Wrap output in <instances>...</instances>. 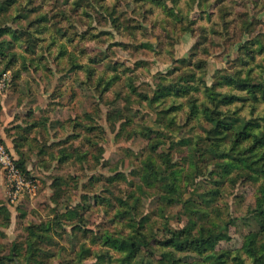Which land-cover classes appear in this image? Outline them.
I'll use <instances>...</instances> for the list:
<instances>
[{
	"label": "rangeland",
	"instance_id": "1",
	"mask_svg": "<svg viewBox=\"0 0 264 264\" xmlns=\"http://www.w3.org/2000/svg\"><path fill=\"white\" fill-rule=\"evenodd\" d=\"M6 71L0 145L38 187L11 201L0 171V264H159L172 231L224 224L177 264L264 255V177L225 163L205 113L249 97L226 77H264V0H0ZM226 109L264 125V101Z\"/></svg>",
	"mask_w": 264,
	"mask_h": 264
},
{
	"label": "trees",
	"instance_id": "2",
	"mask_svg": "<svg viewBox=\"0 0 264 264\" xmlns=\"http://www.w3.org/2000/svg\"><path fill=\"white\" fill-rule=\"evenodd\" d=\"M225 82L228 85H233L239 91H244L249 97H240L242 95L232 94L230 92V94L218 95L216 98H212L214 101L213 104L215 107L218 106V109L205 111L206 119L209 121V129L206 130V133H209L213 137V140L220 139L230 141L229 147L225 148V150L230 151V153L223 152L220 155L221 157L226 156L228 161H225V163L227 162L235 168H247L254 173L256 177H264V125L260 127V130L258 129V133H253V121L235 116V110L232 109H226L224 110L225 112L222 111L223 106L228 107L234 101L249 99L252 104L264 101V77L258 81L256 79L255 83H247L239 77H226ZM175 89L177 93H180L183 88L179 86ZM179 93L177 94L178 96ZM161 94H163V92H160L157 97L161 96ZM170 94L171 93H168L166 96H170ZM194 108V110L198 112V108L195 106ZM195 111L192 110L190 114L193 115ZM24 172L28 174V171ZM261 190L264 194V185L261 187ZM256 211L259 213L264 212L262 204H257ZM224 230H227V224L221 225L217 231L209 230L206 237H203V235L200 234V236L192 238H181L183 233L182 230L172 231L171 236L162 243L164 247L169 249L162 253L164 262H159V264H177V259L175 258L173 251L183 246L184 242L188 244L196 242L198 245H201L203 242L212 241V239L219 240L221 236H224ZM105 242L115 248L129 250L131 254L137 252L139 248L141 249L144 246L141 245L140 238H137L136 236L128 239L107 237ZM263 246L264 245H262V247ZM207 258L212 264H223L219 256L209 255ZM259 258L260 255L254 257L253 263L256 264L262 262L261 264H263L264 255L260 260Z\"/></svg>",
	"mask_w": 264,
	"mask_h": 264
},
{
	"label": "built area",
	"instance_id": "3",
	"mask_svg": "<svg viewBox=\"0 0 264 264\" xmlns=\"http://www.w3.org/2000/svg\"><path fill=\"white\" fill-rule=\"evenodd\" d=\"M9 83L10 71L0 74V105ZM0 171L3 176L5 191L11 201L22 194L35 195L38 187L37 180L24 174L2 145H0Z\"/></svg>",
	"mask_w": 264,
	"mask_h": 264
},
{
	"label": "crops",
	"instance_id": "4",
	"mask_svg": "<svg viewBox=\"0 0 264 264\" xmlns=\"http://www.w3.org/2000/svg\"><path fill=\"white\" fill-rule=\"evenodd\" d=\"M5 96V95H4ZM4 98V97H3Z\"/></svg>",
	"mask_w": 264,
	"mask_h": 264
}]
</instances>
